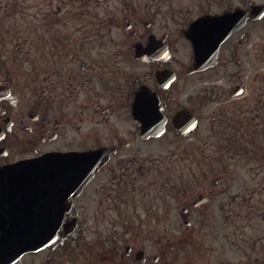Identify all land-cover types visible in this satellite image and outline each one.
<instances>
[{"label": "flooded vegetation", "instance_id": "flooded-vegetation-1", "mask_svg": "<svg viewBox=\"0 0 264 264\" xmlns=\"http://www.w3.org/2000/svg\"><path fill=\"white\" fill-rule=\"evenodd\" d=\"M48 152L85 178L20 264H264V0H0V168Z\"/></svg>", "mask_w": 264, "mask_h": 264}, {"label": "water", "instance_id": "water-1", "mask_svg": "<svg viewBox=\"0 0 264 264\" xmlns=\"http://www.w3.org/2000/svg\"><path fill=\"white\" fill-rule=\"evenodd\" d=\"M74 156V155H73ZM77 157L76 160H78V156H74ZM72 157L66 156V157H54V164H55V168H59L57 165L60 163H64L67 161H70ZM47 159V158H46ZM49 160V159H48ZM18 168V167H17ZM22 168L24 170H31L32 168H30L29 165L24 164L22 166ZM62 169H64L62 167ZM37 243L36 240L30 241L23 239V241H18L15 247H9L8 250L5 249L6 247V241L5 240H1L0 239V264H5L6 261L10 260V258L12 256L15 257V259L17 258V256H19L23 251L27 250L28 248H31L32 244Z\"/></svg>", "mask_w": 264, "mask_h": 264}, {"label": "rangeland", "instance_id": "rangeland-1", "mask_svg": "<svg viewBox=\"0 0 264 264\" xmlns=\"http://www.w3.org/2000/svg\"><path fill=\"white\" fill-rule=\"evenodd\" d=\"M6 56H7V54H6Z\"/></svg>", "mask_w": 264, "mask_h": 264}]
</instances>
